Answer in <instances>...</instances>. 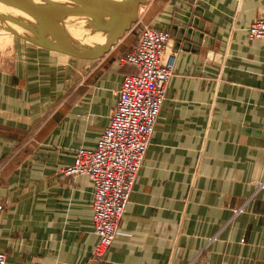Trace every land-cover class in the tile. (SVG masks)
Returning <instances> with one entry per match:
<instances>
[{"label": "crops", "instance_id": "0c3cea01", "mask_svg": "<svg viewBox=\"0 0 264 264\" xmlns=\"http://www.w3.org/2000/svg\"><path fill=\"white\" fill-rule=\"evenodd\" d=\"M196 4L211 32L195 50L170 33L173 78L100 264H264V38L248 36L264 0ZM190 5L150 0L142 22L170 32L176 10ZM141 27L97 60L0 30V252L8 264H90L95 183L63 168L109 125L123 77L136 69L118 60Z\"/></svg>", "mask_w": 264, "mask_h": 264}, {"label": "built area", "instance_id": "2783aa9c", "mask_svg": "<svg viewBox=\"0 0 264 264\" xmlns=\"http://www.w3.org/2000/svg\"><path fill=\"white\" fill-rule=\"evenodd\" d=\"M147 4L141 5L143 10L140 7L133 27L142 26L137 41L118 60L120 65L131 64L136 69L123 77L109 125L96 147H79L74 162L63 168L68 175L87 174L95 183L93 223L99 240L90 264L104 261L120 231L176 67V54L168 49L170 32L142 22ZM248 36L264 38V16L249 25ZM6 207L0 199V211ZM7 257L0 252V264H8Z\"/></svg>", "mask_w": 264, "mask_h": 264}, {"label": "water", "instance_id": "95a60500", "mask_svg": "<svg viewBox=\"0 0 264 264\" xmlns=\"http://www.w3.org/2000/svg\"><path fill=\"white\" fill-rule=\"evenodd\" d=\"M149 1L0 0V25L44 48L97 60L135 27L141 5ZM186 1L193 7L176 10L170 33L176 45L183 41L184 47L195 50L205 44L211 30L196 0Z\"/></svg>", "mask_w": 264, "mask_h": 264}, {"label": "rangeland", "instance_id": "374dc122", "mask_svg": "<svg viewBox=\"0 0 264 264\" xmlns=\"http://www.w3.org/2000/svg\"><path fill=\"white\" fill-rule=\"evenodd\" d=\"M0 30H1L2 32H5V33H11V32H9V31H7L6 29H4L3 26H1V25H0ZM11 34H13V33H11Z\"/></svg>", "mask_w": 264, "mask_h": 264}]
</instances>
